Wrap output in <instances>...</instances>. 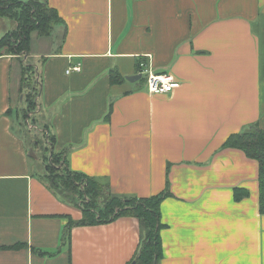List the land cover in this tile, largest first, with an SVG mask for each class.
Masks as SVG:
<instances>
[{"label":"crops","instance_id":"obj_1","mask_svg":"<svg viewBox=\"0 0 264 264\" xmlns=\"http://www.w3.org/2000/svg\"><path fill=\"white\" fill-rule=\"evenodd\" d=\"M47 2L66 24L64 40L56 25L51 36L33 32L22 59L0 56V247L28 245L0 248V264H129L139 243L138 219L119 216L73 226L70 247L52 256L31 251H55L64 225L82 213L41 181L21 134L23 60L41 82L29 116L48 118L42 126L57 150L70 147L73 170L142 197L168 179L160 264H264L258 163L221 147L246 125L264 128V0ZM15 27L0 17V37ZM145 64L179 87L155 94L138 80L111 85V69L125 78ZM235 187L248 195L236 200Z\"/></svg>","mask_w":264,"mask_h":264},{"label":"trees","instance_id":"obj_2","mask_svg":"<svg viewBox=\"0 0 264 264\" xmlns=\"http://www.w3.org/2000/svg\"><path fill=\"white\" fill-rule=\"evenodd\" d=\"M0 17H7L16 22L14 29L0 37V56L12 54L22 59V56L29 54L32 33L35 32L39 37L51 36L56 25L63 26L61 42L66 36L67 27L64 20L47 0H0ZM23 61L21 91L24 92L26 88L34 89L33 92L28 91L25 95L27 105L23 111L32 112L36 108L35 99L40 92L41 82L34 71L33 63L28 60ZM31 71L35 74L34 80L30 76ZM109 76L111 85L125 81L124 76L116 69H111ZM141 79L142 77L139 80ZM112 109L113 100L109 99L107 111L102 119L104 122L109 121ZM45 126L43 134L52 151L39 178L55 196L78 207L82 216L78 220L69 218L63 227L60 243L55 251L30 246L31 251L41 256H52L63 247H70V232L73 226L105 223L119 216H133L139 222V243L129 264L132 261L135 264H160L163 256L160 230L164 226L161 222L160 204L171 196L168 179L165 188L153 195L142 197L112 193L105 179L73 170L68 160L70 147L66 146L55 151L56 137L49 131L46 133ZM221 147L237 148L248 158L257 161L258 209L260 214H264V128L256 123L246 125L238 132L229 134ZM247 195V190L234 188L236 200ZM22 246L28 245L20 243L12 247L0 248Z\"/></svg>","mask_w":264,"mask_h":264},{"label":"rangeland","instance_id":"obj_3","mask_svg":"<svg viewBox=\"0 0 264 264\" xmlns=\"http://www.w3.org/2000/svg\"><path fill=\"white\" fill-rule=\"evenodd\" d=\"M36 34V33H35ZM30 76L32 80L35 79V74L33 71H31ZM139 84L141 86L145 85V76H142V79L139 80ZM31 91L33 92V88H26L24 91V94L27 95V92ZM31 112H26L23 111V116L22 118V126L24 127L23 129L21 128V134L25 136L26 142H27V147L29 148V151L31 154H33V157L31 159L35 162V170H37V174L39 176L40 173L43 172L45 164L48 161V157L51 154L52 149L49 148L50 145L47 142V139L44 137L43 131L40 132L41 127L43 128V116H38L37 114L34 116H29ZM46 120L48 119L45 116ZM28 119H31L28 121ZM35 119V120H32ZM36 123L37 126L32 128V124ZM31 125V127H30ZM44 129V128H43ZM56 151L57 149L54 148Z\"/></svg>","mask_w":264,"mask_h":264},{"label":"built area","instance_id":"obj_4","mask_svg":"<svg viewBox=\"0 0 264 264\" xmlns=\"http://www.w3.org/2000/svg\"><path fill=\"white\" fill-rule=\"evenodd\" d=\"M72 70H80V65L72 66L67 69V72ZM140 73L145 76V87L149 93H171L180 85V81L173 74L167 72L156 73L146 64L143 65Z\"/></svg>","mask_w":264,"mask_h":264},{"label":"water","instance_id":"obj_5","mask_svg":"<svg viewBox=\"0 0 264 264\" xmlns=\"http://www.w3.org/2000/svg\"><path fill=\"white\" fill-rule=\"evenodd\" d=\"M141 76H142L141 73H136V74H133V75L125 76V79L130 81V82H135V81L139 80L141 78ZM131 264H135V262L132 261Z\"/></svg>","mask_w":264,"mask_h":264}]
</instances>
